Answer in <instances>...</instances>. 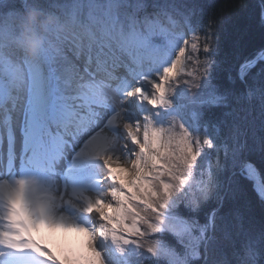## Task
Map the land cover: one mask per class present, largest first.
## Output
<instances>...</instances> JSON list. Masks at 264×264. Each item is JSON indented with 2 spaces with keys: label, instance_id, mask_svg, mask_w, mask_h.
<instances>
[{
  "label": "snow or ice",
  "instance_id": "snow-or-ice-1",
  "mask_svg": "<svg viewBox=\"0 0 264 264\" xmlns=\"http://www.w3.org/2000/svg\"><path fill=\"white\" fill-rule=\"evenodd\" d=\"M202 12L0 0V264H264L237 224L264 207V46L221 77ZM241 99L258 128L225 115Z\"/></svg>",
  "mask_w": 264,
  "mask_h": 264
},
{
  "label": "trees",
  "instance_id": "trees-1",
  "mask_svg": "<svg viewBox=\"0 0 264 264\" xmlns=\"http://www.w3.org/2000/svg\"><path fill=\"white\" fill-rule=\"evenodd\" d=\"M196 3L203 9L199 19L211 15L219 27L221 77L228 71L234 74L240 60L264 46V36L257 23L259 0H196ZM225 115L239 124L241 130L259 126L258 111L252 113L242 99L233 105L231 115L227 112ZM237 224L257 236L264 228V207L254 194H249L247 207Z\"/></svg>",
  "mask_w": 264,
  "mask_h": 264
},
{
  "label": "clouds",
  "instance_id": "clouds-1",
  "mask_svg": "<svg viewBox=\"0 0 264 264\" xmlns=\"http://www.w3.org/2000/svg\"><path fill=\"white\" fill-rule=\"evenodd\" d=\"M33 13L29 12L27 14V21L30 23L33 18ZM23 47L29 57H36L40 52V42L33 38L30 33H24V43Z\"/></svg>",
  "mask_w": 264,
  "mask_h": 264
},
{
  "label": "bare ground",
  "instance_id": "bare-ground-1",
  "mask_svg": "<svg viewBox=\"0 0 264 264\" xmlns=\"http://www.w3.org/2000/svg\"><path fill=\"white\" fill-rule=\"evenodd\" d=\"M203 19H205V18H203ZM206 20V19H205Z\"/></svg>",
  "mask_w": 264,
  "mask_h": 264
}]
</instances>
